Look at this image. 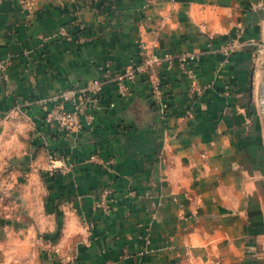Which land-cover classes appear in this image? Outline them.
Returning <instances> with one entry per match:
<instances>
[{
    "label": "crops",
    "instance_id": "0c3cea01",
    "mask_svg": "<svg viewBox=\"0 0 264 264\" xmlns=\"http://www.w3.org/2000/svg\"><path fill=\"white\" fill-rule=\"evenodd\" d=\"M151 54L164 116L138 76L78 131L45 122ZM0 59V113L33 126L0 264H264V0H0Z\"/></svg>",
    "mask_w": 264,
    "mask_h": 264
},
{
    "label": "built area",
    "instance_id": "2783aa9c",
    "mask_svg": "<svg viewBox=\"0 0 264 264\" xmlns=\"http://www.w3.org/2000/svg\"><path fill=\"white\" fill-rule=\"evenodd\" d=\"M196 59V55H183L178 61L185 65L188 61ZM159 62V58L151 54L140 62H131L122 73L110 77L109 71L103 79H94L85 86H72L61 91L57 95V103L49 109L45 116V122L56 127L59 131L74 132L82 127V121H90L92 118L91 110L98 108L102 104V92L107 81H112L120 95L129 93L127 82L134 81L138 76H143L149 83V94L154 103L161 111L162 116L167 112V105L161 90L160 79L152 73L154 64ZM171 58L169 63H171ZM8 64L6 59H0V69H5ZM42 106H47V100L40 102ZM50 169H55L53 156L50 155ZM91 162L100 165L112 164V160H104L99 155H92ZM109 190H106V194Z\"/></svg>",
    "mask_w": 264,
    "mask_h": 264
},
{
    "label": "rangeland",
    "instance_id": "374dc122",
    "mask_svg": "<svg viewBox=\"0 0 264 264\" xmlns=\"http://www.w3.org/2000/svg\"><path fill=\"white\" fill-rule=\"evenodd\" d=\"M5 122H11L13 128L0 129V220L12 221L25 213L23 204L31 172L27 163L16 162L15 156L29 152L33 126L22 113L1 112L0 127ZM1 238L5 240L0 241V253L6 255L13 250L9 248L12 243L7 236Z\"/></svg>",
    "mask_w": 264,
    "mask_h": 264
}]
</instances>
